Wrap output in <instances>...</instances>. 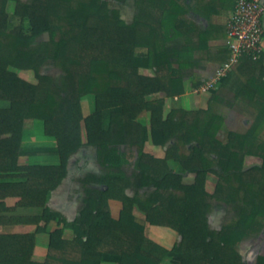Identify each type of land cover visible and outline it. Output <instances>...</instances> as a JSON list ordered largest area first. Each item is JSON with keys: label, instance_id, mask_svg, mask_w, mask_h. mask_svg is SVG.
I'll return each mask as SVG.
<instances>
[{"label": "trees", "instance_id": "16d2710c", "mask_svg": "<svg viewBox=\"0 0 264 264\" xmlns=\"http://www.w3.org/2000/svg\"><path fill=\"white\" fill-rule=\"evenodd\" d=\"M134 1L137 13L127 23L107 0H0V226H34L0 234V264H160L168 255L174 264H247L239 244L264 222L261 57L242 56L237 66L246 81L236 97L255 110L253 123L244 133L228 132L224 142L216 137L222 117L210 107L173 108L164 116L163 100L147 99L184 94L195 54L226 37L212 17L234 11L238 0ZM42 35L49 39L37 42ZM49 61L62 72L59 83L41 73ZM86 95L94 97V110L84 116ZM143 111L150 113L149 128L137 121ZM34 120L55 139L57 164H19L25 122ZM148 141L167 147L165 156L145 152ZM87 147L102 170L91 177L99 188L86 190L68 221L47 198L66 178L70 157ZM245 157L260 165L244 168ZM184 172L194 175L192 183L183 182ZM208 174L217 177L212 193L205 189ZM7 197L18 201L7 206ZM110 200L122 205L117 219ZM214 202L234 212L218 230L208 223ZM17 208L37 212L18 216ZM145 223L172 228L179 241L165 249L145 236ZM44 233L47 253L39 262L33 252Z\"/></svg>", "mask_w": 264, "mask_h": 264}, {"label": "rangeland", "instance_id": "374dc122", "mask_svg": "<svg viewBox=\"0 0 264 264\" xmlns=\"http://www.w3.org/2000/svg\"><path fill=\"white\" fill-rule=\"evenodd\" d=\"M107 6L110 11L116 12L118 16L127 23H130L137 13L134 0H107ZM225 20L226 17L223 14L218 18H215V21L218 23H225ZM48 39V35H42L37 39V42L47 41ZM225 58L226 55L212 53L211 51L197 52L195 54L193 66L185 72L184 81L187 83V89L184 94H186L185 98L192 99L194 97V99H196V101L200 104L194 103L193 106L191 104L189 109L182 108L196 111L210 107L214 113L220 115L222 117V122L216 137L218 140L223 142L226 140L228 132H246L253 123L255 117V110L247 102V100L241 97H236L246 81V76L237 71L238 64L229 72V76L224 82H222V80L226 77L204 94L193 93L194 85L196 83H202V80L211 76L213 77L215 70L225 61ZM41 73L52 77L57 83H59L63 77L62 72L55 67L51 61L47 62L41 68ZM145 73L149 74L148 71H145ZM18 74L24 79L33 80L31 72L18 71ZM147 99H162L164 102V116L171 109L180 108L179 96L166 97L163 93H157L148 96ZM80 103L84 116L93 112L94 97L92 95L83 96ZM137 121L141 125L149 128L150 113L148 111H143L138 116ZM24 134H26V136L23 135L21 142V150L25 153L23 155L35 156L50 154L55 156L54 151L56 149V141L54 138L44 135L43 123L41 121H27ZM46 138L51 142H47ZM259 138L264 142V130L261 132ZM173 142L174 141H171L169 145ZM166 149L167 147H152L150 141L146 142L144 145L145 152L159 158H163L165 156ZM253 165H260V160L254 157H245L244 168H248ZM170 166L173 168V171L178 170V164L171 163ZM101 172L102 170L96 162L95 152L92 148L87 147L77 151L70 157L67 163L66 178L63 180L62 184L48 196L50 207L58 212H61L66 219H72L75 217L78 210L82 206L86 190L89 188H99L91 177L98 176ZM129 172L130 170L128 169L127 173L129 174ZM182 180L183 182L190 184L194 180V175L184 172ZM216 183L217 177L213 174H208L205 180V189L209 193H212ZM130 191L131 190L128 189L129 193ZM120 207H122V205H120ZM112 211L115 215V219H117L119 217V214L118 217H116L118 209L114 207ZM136 215L142 218L141 213L137 212ZM233 216L234 212L231 207H228L223 203L214 202L208 214L209 226L213 230H218ZM144 234L149 240L157 243L167 250H170L173 247V245L177 242V237H179L176 231L170 227L151 225L149 223H145ZM47 243V233L41 234L36 239L35 246L38 244L43 250H38V254H36V256L33 252L34 260L39 262L44 261V256H46L47 253ZM238 251L247 264H255L258 257H264V222L258 233L244 239L239 244ZM172 259L173 255H168L160 264H174Z\"/></svg>", "mask_w": 264, "mask_h": 264}, {"label": "built area", "instance_id": "2783aa9c", "mask_svg": "<svg viewBox=\"0 0 264 264\" xmlns=\"http://www.w3.org/2000/svg\"><path fill=\"white\" fill-rule=\"evenodd\" d=\"M264 0H238L226 23L227 59L215 71L214 76L205 81L201 92H208L219 81L227 77L237 66L242 56L257 60L261 54L264 33Z\"/></svg>", "mask_w": 264, "mask_h": 264}, {"label": "crops", "instance_id": "0c3cea01", "mask_svg": "<svg viewBox=\"0 0 264 264\" xmlns=\"http://www.w3.org/2000/svg\"><path fill=\"white\" fill-rule=\"evenodd\" d=\"M233 13V11H223V12H220L218 15H214L213 17H212V19H211V22L213 23V24H216V25H223V26H225L226 27V23H227V21H228V19H229V17L231 16V14ZM225 15V17H226V20H225V23H218L217 21H215V18L217 17H219L220 15ZM197 21L198 22H200V23H202L204 26H206L207 25V22L204 20V19H200V18H197ZM263 29H264V20H263ZM263 38H264V33H263V37H262V43H261V54H260V60H261V64L263 65V67H264V40H263ZM225 43H226V37H223V38H221V39H217V40H212V41H210L209 42V47H210V51L212 52V53H220L221 55H226V51H227V49H226V45H225ZM219 67H217V69H218ZM216 69V70H217ZM215 70V71H216ZM212 78V76L211 77H209V78H207V79H205V80H202V83H200V85L199 86H194V88H193V93H195V94H199V93H201V94H204V93H206V92H201L200 91V88H201V86L203 85V83L205 82V81H207V80H209V79H211ZM26 80H28V81H30V79H26ZM187 89V83L185 82V90ZM186 97V94H184V95H182V96H179V105H180V108H190L189 106H191V104H192V106L194 105V103L196 104H200V103H198L197 101H196V99H194V97L191 99H189V98H185ZM195 108V107H194ZM192 109H193V107H192ZM26 124H27V122H25V127H26ZM25 136H26V134H24ZM24 136V137H25ZM47 139V138H46ZM47 142H51V141H48V139L46 140ZM45 142V141H44ZM150 144H151V142H150ZM151 146L152 147H156V146H153L152 144H151ZM19 164L20 165H32V164H42V165H53V164H57V162H58V159H57V157L56 156H54V155H50V154H45V155H35V156H26V155H22V156H20L19 157ZM51 194V193H50ZM49 194V195H50ZM18 201V198L17 197H7L5 200H4V202H5V204L7 205V206H14L15 205V203ZM47 205H48V207L49 208H51L50 207V205H49V198H47ZM120 203L118 202V201H116V200H110L109 201V207H110V211H111V215H112V217L113 218H115V215H114V213H113V211H112V209L115 207V208H117L118 209V212H117V216L116 217H118V214H119V212H120V209H121V207H120ZM52 209V208H51ZM52 210H54V209H52ZM55 211H57V210H55ZM36 212H37V209H35V208H17V210L15 211V215H18V216H30V215H34V214H36ZM58 212V211H57ZM61 215H62V213L61 212H59ZM63 216V215H62ZM64 217V216H63ZM65 218V217H64ZM74 218V217H73ZM73 218L72 219H66V220H68V221H71V220H73ZM149 226V225H148ZM147 226V227H148ZM34 229V226H30V225H4V226H0V234H8V233H23V232H30V231H32ZM41 235V234H40ZM40 235H37L36 236V239L40 236ZM177 241H179V237H177ZM38 250L40 251V250H43L42 249V247H40L38 244H36V246H35V249H34V255L36 256V254H38ZM45 257V256H44ZM43 257V258H44ZM39 260V259H38Z\"/></svg>", "mask_w": 264, "mask_h": 264}]
</instances>
